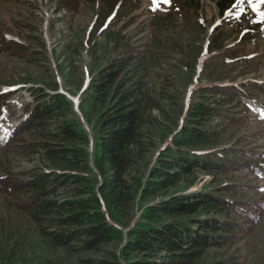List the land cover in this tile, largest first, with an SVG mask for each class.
I'll use <instances>...</instances> for the list:
<instances>
[{
  "label": "rangeland",
  "instance_id": "rangeland-1",
  "mask_svg": "<svg viewBox=\"0 0 264 264\" xmlns=\"http://www.w3.org/2000/svg\"><path fill=\"white\" fill-rule=\"evenodd\" d=\"M125 50L143 60L147 88L165 112L153 160L182 125L197 90L236 86L238 92L228 96L239 97L243 90L252 99V105L250 100L219 102L227 113L207 148L228 153L235 165L159 192L138 206L137 216L143 206L173 193L221 188L226 191L221 197L240 208L232 216L249 227L231 243L209 249L197 264H264V0H0V92L14 95L0 101V239L5 250L25 258L21 264L48 258L53 264H84L104 257L68 258L62 250L48 256L4 178L26 177L44 167L40 157L26 152L34 133L17 131L28 115L33 86L67 95L71 117L88 132L92 152L98 117L81 104L91 72ZM221 98L209 95L206 101ZM110 248L119 252L121 243Z\"/></svg>",
  "mask_w": 264,
  "mask_h": 264
},
{
  "label": "trees",
  "instance_id": "trees-1",
  "mask_svg": "<svg viewBox=\"0 0 264 264\" xmlns=\"http://www.w3.org/2000/svg\"><path fill=\"white\" fill-rule=\"evenodd\" d=\"M225 7L220 3V12ZM138 56L125 50L91 72L81 104L98 117L92 152L88 132L71 117L67 95L30 88L28 115L17 131L34 133L26 152L40 157L44 167L26 177H6L4 186L17 194L19 208L48 256L62 250L68 258L104 255L82 260L84 264H197L209 249L247 232L249 226L231 214L240 209L238 204L221 197L226 192L221 188L173 193L143 206L137 216L138 206L159 192L197 174L215 175L233 167L228 153L207 149L227 113L219 102L250 100L252 105L243 90L239 97L228 96L238 92L236 86L197 90L182 125L153 160L165 112L147 88L146 67ZM11 93L0 92V101L13 97ZM209 95L222 98L207 103ZM117 243L119 252L110 248ZM24 259L15 250L7 252L0 239V264H21ZM40 264L53 263L48 258Z\"/></svg>",
  "mask_w": 264,
  "mask_h": 264
},
{
  "label": "bare ground",
  "instance_id": "bare-ground-1",
  "mask_svg": "<svg viewBox=\"0 0 264 264\" xmlns=\"http://www.w3.org/2000/svg\"><path fill=\"white\" fill-rule=\"evenodd\" d=\"M3 134H4V130H0V140H2L1 138H2ZM4 139H5V137L3 138V140Z\"/></svg>",
  "mask_w": 264,
  "mask_h": 264
},
{
  "label": "water",
  "instance_id": "water-1",
  "mask_svg": "<svg viewBox=\"0 0 264 264\" xmlns=\"http://www.w3.org/2000/svg\"><path fill=\"white\" fill-rule=\"evenodd\" d=\"M61 93H63V92H61ZM65 94V93H64Z\"/></svg>",
  "mask_w": 264,
  "mask_h": 264
},
{
  "label": "snow or ice",
  "instance_id": "snow-or-ice-1",
  "mask_svg": "<svg viewBox=\"0 0 264 264\" xmlns=\"http://www.w3.org/2000/svg\"><path fill=\"white\" fill-rule=\"evenodd\" d=\"M262 190H264V189H262Z\"/></svg>",
  "mask_w": 264,
  "mask_h": 264
}]
</instances>
